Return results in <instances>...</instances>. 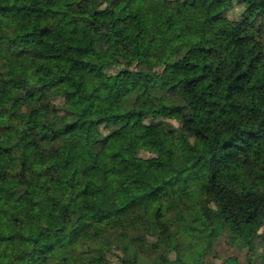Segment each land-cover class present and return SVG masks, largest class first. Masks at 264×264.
Masks as SVG:
<instances>
[{"label": "trees", "instance_id": "obj_1", "mask_svg": "<svg viewBox=\"0 0 264 264\" xmlns=\"http://www.w3.org/2000/svg\"><path fill=\"white\" fill-rule=\"evenodd\" d=\"M0 264H264V0H0Z\"/></svg>", "mask_w": 264, "mask_h": 264}, {"label": "rangeland", "instance_id": "obj_2", "mask_svg": "<svg viewBox=\"0 0 264 264\" xmlns=\"http://www.w3.org/2000/svg\"><path fill=\"white\" fill-rule=\"evenodd\" d=\"M55 19H56V23H57V28L61 27V28L65 29L64 40L77 43L79 41V33L81 30V24L70 23V22H68L67 18L62 17L61 15H58ZM156 132L160 135L162 134L159 129H157ZM149 165L150 164L145 165L144 168L146 169ZM220 251L223 255L230 254L233 252L229 249L226 250V248H224L222 246L220 247ZM236 253L238 254V252H236ZM240 256L243 258V253L240 254Z\"/></svg>", "mask_w": 264, "mask_h": 264}]
</instances>
